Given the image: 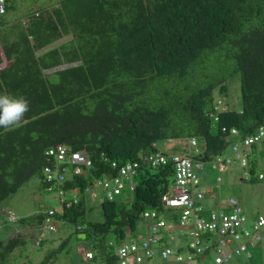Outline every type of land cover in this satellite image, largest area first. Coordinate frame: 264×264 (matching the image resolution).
I'll return each mask as SVG.
<instances>
[{
	"label": "trees",
	"instance_id": "16d2710c",
	"mask_svg": "<svg viewBox=\"0 0 264 264\" xmlns=\"http://www.w3.org/2000/svg\"><path fill=\"white\" fill-rule=\"evenodd\" d=\"M39 1L7 0L6 14L18 11L24 22L6 27V14L1 17L0 95L25 97L29 110L18 123L0 126V205L41 178L69 204L50 208L58 210L52 220L73 222L94 240L82 249L88 264H116L118 247L109 234L121 244L137 221H146L145 212L173 215L162 197L175 181V166L171 159L156 167L142 161L128 197L116 198L126 184L112 199L105 193L97 218L87 186L141 155L183 154L161 149L159 140L195 138L196 150L186 153L191 158L227 163V149L264 124V0ZM237 73L243 107L218 110L214 89H226ZM60 144L85 151L91 165L81 174L70 165L62 183L48 182L44 169L55 157L47 151ZM50 209L10 220L20 230L0 238V264L48 263L50 255L34 261L30 242L42 248L38 232Z\"/></svg>",
	"mask_w": 264,
	"mask_h": 264
},
{
	"label": "built area",
	"instance_id": "2783aa9c",
	"mask_svg": "<svg viewBox=\"0 0 264 264\" xmlns=\"http://www.w3.org/2000/svg\"><path fill=\"white\" fill-rule=\"evenodd\" d=\"M7 0H0V23L1 17L6 14ZM218 110H224L226 107L218 106ZM225 129V128H224ZM233 134H238L233 129ZM193 146H197V139L189 140ZM264 146V124L261 125L253 134L247 135L240 144L232 147L233 156L239 160L244 169L243 177L252 178L253 176L259 180H264V161L259 158L256 173L250 171L251 158L254 153V146ZM49 156H54V166H47L44 174L48 182L62 183L72 170L76 174L84 172V167L91 165V160L85 151H73L66 145H57L47 151ZM259 153V152H258ZM260 154V153H259ZM256 156V155H255ZM227 162H231V158L226 156ZM171 159L175 166V181L170 187L168 193L163 195L162 201L165 207L170 210L180 224L188 228L190 242L187 244L188 254H181V247H173L169 244H163V230L168 227L165 217L160 216L156 211L145 212L144 217L147 224V232L145 236L139 235L131 241H124L117 249L116 264H145L146 261L155 257L162 259H175L181 264H225L235 256L248 253L250 255V246L255 245L264 238V215H258L250 220L245 214L240 201L231 197L225 206V209L211 212L209 216L203 214L204 205L202 199L205 197L204 189L195 168L198 165L203 166L204 162L195 163V160L188 154L167 155L164 152H157L147 155H141L140 161L128 163L119 167L117 175L112 177H104L98 179L93 186H87L86 192L92 198H96L97 189L102 188L107 197L112 199L119 194L125 184L133 190L135 183L133 175L140 167L142 161L150 163L156 167L161 164L168 163ZM225 160L221 157L215 159L214 166L221 170L225 169ZM113 165H116L114 163ZM53 190V187H49ZM77 191L75 190V194ZM59 201L65 203V199L61 196L62 191L58 190ZM57 209H50L44 222L43 229L53 231L56 224L52 220V215ZM10 220H17V216L12 212H8ZM215 234V236H214ZM42 241V236L37 239V244ZM214 255V262L206 263L203 260ZM86 258H93L92 252L86 253ZM95 264H104L97 262Z\"/></svg>",
	"mask_w": 264,
	"mask_h": 264
},
{
	"label": "rangeland",
	"instance_id": "374dc122",
	"mask_svg": "<svg viewBox=\"0 0 264 264\" xmlns=\"http://www.w3.org/2000/svg\"><path fill=\"white\" fill-rule=\"evenodd\" d=\"M23 1V0H19ZM43 1V0H40ZM39 1V2H40ZM41 3V2H40ZM20 13V11H19ZM18 16V11L8 12L5 17L13 21V18ZM11 29V28H9ZM215 102L223 105L222 101L231 108L241 109L243 107V93L240 80V73L233 75L227 83L226 89L220 88L214 89ZM159 147L165 148L166 141H157ZM187 148L184 153L195 151L197 146H193L187 141ZM171 152L183 153L184 150L180 148L172 149ZM224 156L231 158L230 163H226L225 169L221 170L215 168L214 159L203 161V166L198 165L195 168V172L200 178L201 185L207 194L202 199L205 212L204 215L209 216L211 212L220 211L225 208L231 197L237 198L245 214L250 220L254 219L258 215H264V180L251 182L245 180L242 176L244 170L233 154L232 146L227 149ZM261 159L264 161V147H262ZM202 162L200 159H195V163ZM129 187L126 184L123 188L122 195L116 196L119 200L128 197ZM98 198L93 201L88 195V202L93 205L96 212L93 218L100 217L99 205L105 197V191L100 188L97 189ZM60 204L59 194L57 191H48L41 182V178L33 177L24 186H22L16 193L12 194L2 205H0V238H8L20 230L18 223H13L9 218V210H11L17 217L32 216L40 211H46L50 208H56ZM168 223L174 225L170 235L162 243L168 244L177 248L178 243L181 245V254L186 256L188 254L187 244L190 242L191 237L188 233V228L180 224L179 219L166 217ZM54 223L57 224V228L54 231L40 230L39 236L43 238L42 248H37L34 240L30 242L32 249V256L37 263L50 255L47 264H88L85 259L82 249H88L92 246L94 240L85 231L77 232V227L73 222L64 219H55ZM181 225V226H179ZM32 231H23L22 234H30ZM147 232V224L144 220H139L134 224L133 230L128 232L126 240L131 241L135 236H145ZM37 235V236H38ZM167 236V234L165 235ZM215 236V234H214ZM109 240L114 242L117 247L120 246V242L116 241V237L111 233L108 235ZM69 239L66 245L60 251L57 249L61 246L63 241ZM250 255L243 253L242 255L235 256L225 264H264V238L262 241L257 242L255 245L250 246ZM57 251V252H56ZM214 255L212 257L203 260L204 262H214ZM145 264H181L175 257L169 259H162L161 257H155L152 260L146 261Z\"/></svg>",
	"mask_w": 264,
	"mask_h": 264
},
{
	"label": "clouds",
	"instance_id": "9594fccd",
	"mask_svg": "<svg viewBox=\"0 0 264 264\" xmlns=\"http://www.w3.org/2000/svg\"><path fill=\"white\" fill-rule=\"evenodd\" d=\"M222 104L223 105L219 104V106L226 107V109L230 107L223 101ZM28 110H29V102L26 100L25 97L12 96L8 94L0 95V126L8 127L18 123ZM262 147H259V149H262ZM172 216L173 218H177L174 215ZM172 216H170V218Z\"/></svg>",
	"mask_w": 264,
	"mask_h": 264
},
{
	"label": "crops",
	"instance_id": "0c3cea01",
	"mask_svg": "<svg viewBox=\"0 0 264 264\" xmlns=\"http://www.w3.org/2000/svg\"><path fill=\"white\" fill-rule=\"evenodd\" d=\"M5 18H6L5 26L7 25L6 27H11L14 24H16L17 22H20V21H23L24 22L26 20L25 17H20V15L15 16L13 18V21H11V22H10V19L8 17H5ZM1 30H2V28H1ZM186 146H188L186 140L169 139V140L166 141V145H165V148L163 150L168 151V152H171L170 150H172V149L180 148L181 150H184V152H185L186 151V148H187ZM184 152H183V154H186ZM171 153H174V152H171ZM259 153H260V156H262V149H259ZM179 226H181V225H179ZM173 228H174V225L171 224L170 227L168 228V230L166 231V234H167L166 238L171 234L170 232L175 229V228L174 229ZM181 245H183V244H179L178 243V246L179 247H181Z\"/></svg>",
	"mask_w": 264,
	"mask_h": 264
},
{
	"label": "bare ground",
	"instance_id": "6f19581e",
	"mask_svg": "<svg viewBox=\"0 0 264 264\" xmlns=\"http://www.w3.org/2000/svg\"><path fill=\"white\" fill-rule=\"evenodd\" d=\"M88 195H89V194H88ZM206 195H207V194H206ZM206 195H205V196H206ZM87 197H88V196H87ZM61 206H62V205H61ZM57 211H58V210H57ZM59 212H60V211H59ZM59 212H58V213H59ZM47 214H48V213H47ZM54 217H55V215H54ZM52 219H53V218H52Z\"/></svg>",
	"mask_w": 264,
	"mask_h": 264
},
{
	"label": "water",
	"instance_id": "95a60500",
	"mask_svg": "<svg viewBox=\"0 0 264 264\" xmlns=\"http://www.w3.org/2000/svg\"><path fill=\"white\" fill-rule=\"evenodd\" d=\"M56 69H58V68H56Z\"/></svg>",
	"mask_w": 264,
	"mask_h": 264
}]
</instances>
